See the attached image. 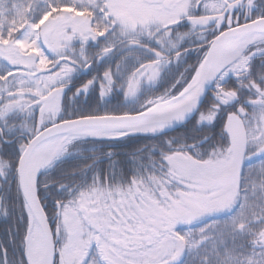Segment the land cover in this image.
Returning <instances> with one entry per match:
<instances>
[{
	"label": "rangeland",
	"instance_id": "374dc122",
	"mask_svg": "<svg viewBox=\"0 0 264 264\" xmlns=\"http://www.w3.org/2000/svg\"><path fill=\"white\" fill-rule=\"evenodd\" d=\"M52 1L0 0V16L8 17H0V43L2 44L0 47V76L2 72L5 77L6 53H8V75H10L8 91H13L15 88H28L29 92L41 97L54 88L69 84L76 77L77 68L86 63L82 51L90 46L91 40H95V35H100L113 24L116 32L111 39L107 40L106 47L111 46L120 36L132 38L138 30L152 32L176 19H186L197 8L200 10L198 12L203 15L219 14L227 4L233 2V0H198V3L194 0H134L132 3L131 0H58L63 5H67L58 9L52 5ZM167 3H170L169 8L165 7ZM39 5L46 6V18L42 16L36 26L30 22L32 19L28 21L26 17ZM225 25L226 27L231 26L227 22ZM19 27H21V33L14 40L11 38L12 32ZM4 33L7 36L4 37ZM36 38L39 39L41 48L37 47ZM19 39H26V51L17 45L16 41ZM35 49L39 53L38 63L24 62L22 55ZM52 57H54L53 63L61 59L66 60L56 73L36 76L37 69L48 67ZM21 65L28 66L31 70L27 73L22 72ZM248 71L249 64L246 71L237 74L234 80L242 78ZM223 81V79L218 80L214 86L215 96L225 85ZM108 91L109 85L105 91L106 94ZM57 103L58 100H55L41 105L40 110L43 112L40 117L42 121H38L39 126H46L57 120L58 110L53 111L52 109V104ZM38 110L37 114H39ZM44 111L47 113L45 114ZM260 111L262 113L256 115L258 123L251 131L250 155L240 186L245 192L249 189L250 193L246 192L240 203L234 202L235 207L231 206L233 208L228 212L231 213L228 220L213 222L211 218L208 221L213 211L211 205L226 207L227 204L223 202L229 198V195L212 191L205 177L221 174L230 162L229 154L226 157L224 154L218 163L214 165L210 163L209 166L200 170L183 167L173 157L166 161L164 167H161V170L169 172L171 180L175 179L178 184L187 188V193L192 195L194 211H202L207 206L210 209L204 213L207 215L204 221L207 222L192 225L187 233L180 235L186 244L187 257L194 259L198 264H264V178L263 180L257 178L264 176V158L259 152L264 147V107ZM177 196L178 194L175 196L176 200ZM121 201H124L122 195L88 196L63 209L58 235H54V248L60 251L64 264H172L179 250L174 243L175 236L167 234L166 230L173 229V226L188 217L189 213L177 208L174 209L177 211H174L167 204L163 206L164 203L160 202L162 211L159 212L161 214L153 221L145 219L140 224L143 228L147 227L146 230L153 229L154 236L147 241L140 242L137 249L128 248L133 251L124 252L127 248L123 243L133 236L128 237L126 235L128 226L121 223L119 219V222H116L113 217H116L115 212L117 211L128 218L132 214V209L126 202ZM98 203L103 212L102 217L88 213L91 215L90 223L94 224L92 231L87 225L85 226L86 212L82 214V211L83 209L89 211L90 207H93V210L97 212ZM155 205L152 208L161 207L157 203ZM253 214L257 217L254 218ZM235 227L256 233L250 234L249 237L252 239L246 241L242 233L234 232ZM41 232L43 233L42 230ZM228 233L242 240L243 250L240 252L225 250L219 256L216 250L225 248L228 237L223 238V236ZM208 247L212 248L207 249Z\"/></svg>",
	"mask_w": 264,
	"mask_h": 264
},
{
	"label": "trees",
	"instance_id": "16d2710c",
	"mask_svg": "<svg viewBox=\"0 0 264 264\" xmlns=\"http://www.w3.org/2000/svg\"><path fill=\"white\" fill-rule=\"evenodd\" d=\"M34 13L40 16L42 12L35 10ZM233 15L230 24L264 17V0H253L252 5L246 2ZM171 30L158 40L144 37L135 48L123 50L118 43L109 54L101 53L102 49L90 52L86 47L82 53L89 60L90 70L79 86H74L64 95L61 119L72 121L140 113L147 111L154 100H166L179 94L191 80L219 32L214 26L200 30L191 25ZM250 69V77L243 84H237L236 88L239 102L243 104L253 98L264 100V57L253 61ZM83 86L87 88L86 95L78 92ZM30 125H34V121L30 120ZM18 127L21 125L8 120V141L13 136L9 128ZM204 138H207L206 145L202 146L206 156L226 146L225 118L217 116L212 123L203 124L194 118L182 128L158 136L78 141L69 148L72 153L69 160L39 177L38 193L42 206L49 220L55 223L57 204L63 209L86 199L89 194L123 190L122 187H115L120 180L123 181L119 183L140 180L161 185L159 177L166 173L161 167L166 165L164 162L168 155L192 150L191 147H197ZM22 145V141L17 140L8 144V151L5 150L6 145L0 147V162L6 164V171L3 170V178L0 179V264H26L24 241L27 216L16 176ZM107 182L116 185L106 189L103 185ZM234 232L242 233L246 241L252 239L250 234L256 233L239 230L238 227ZM226 236L228 243L225 248L216 250L219 256L225 250H243L241 239L234 238L231 233L223 238ZM184 264L198 263L188 259Z\"/></svg>",
	"mask_w": 264,
	"mask_h": 264
},
{
	"label": "water",
	"instance_id": "95a60500",
	"mask_svg": "<svg viewBox=\"0 0 264 264\" xmlns=\"http://www.w3.org/2000/svg\"><path fill=\"white\" fill-rule=\"evenodd\" d=\"M244 1L245 0H239L232 3L226 8L225 12L234 9L237 5H241ZM222 17L223 15L219 16L218 18H209L207 20L210 23H213L217 19L219 25ZM251 33H264V18L257 19L254 22L241 26L239 28L227 30L214 41L210 48V52L212 51L210 69L200 92L178 109L163 113L150 112L123 116H105L64 122L52 128H49L28 145L26 151L19 160L17 175L19 179L20 190L25 204L30 208L34 216L39 221L43 229L47 245L49 246V249L40 264H54L55 251L50 237L48 221L39 202L37 191L30 184L28 175L25 171V164L28 161L30 154L34 150V148L42 141L50 137L66 134L85 127L104 130H118L128 135L149 134L140 132V130L145 129L148 126L158 124H172L175 126L174 128L179 127L180 125L188 122L195 115L202 102L204 101V98L206 97L212 84H214V82L222 73L224 54L228 42L243 34ZM62 92L63 89H58L54 91L50 97L43 99L41 102H47L48 100L56 98ZM226 134L231 141V149L233 153V168L222 178L208 179L212 187H220L224 190L231 188L233 185L239 182V178L243 169L244 157L246 154V130L241 121V118L238 115L234 114L228 117L226 124ZM187 162H190L193 165L197 163L194 160H187Z\"/></svg>",
	"mask_w": 264,
	"mask_h": 264
},
{
	"label": "bare ground",
	"instance_id": "6f19581e",
	"mask_svg": "<svg viewBox=\"0 0 264 264\" xmlns=\"http://www.w3.org/2000/svg\"><path fill=\"white\" fill-rule=\"evenodd\" d=\"M260 45H264V33L243 34L228 42L224 54V67L228 71L223 76L225 83L235 78L237 74L245 72L250 61L264 55V52H255L249 56L246 55L251 47ZM20 46L23 47L24 50L26 49L25 39L20 41ZM209 65L210 62L209 59H207L195 73L190 83L177 97L168 101L160 100L156 102L151 113L174 111L191 99L194 94L197 93L207 75ZM171 127V124H158L141 129L140 132L160 133L168 131ZM120 135H122V131L86 127L41 142L32 151L25 166L28 171L30 182L35 185L39 175L58 163L64 156L66 149L75 141L79 139L110 140L120 137ZM28 215L31 225L26 239L25 258L28 264H39L46 249V244L42 236L41 228L38 223L34 221L29 210Z\"/></svg>",
	"mask_w": 264,
	"mask_h": 264
},
{
	"label": "flooded vegetation",
	"instance_id": "af4514ba",
	"mask_svg": "<svg viewBox=\"0 0 264 264\" xmlns=\"http://www.w3.org/2000/svg\"><path fill=\"white\" fill-rule=\"evenodd\" d=\"M197 12L198 11H196L195 14ZM203 16L200 17V18H203ZM178 22H182L181 24H186V23L193 24L189 20V18H187V20H185V21H184V19H181V20L176 19L175 21H172L170 23V25H168V26H170L169 29L173 28V25L176 24V23H178ZM248 23H250V22L249 21H246L245 23H242V24H239L238 23V24L232 25V27L233 28L234 27H239V26H242V25H245V24H248ZM232 27H230V28H232ZM163 32H167V31L165 30ZM108 37L105 38L104 41H106L108 39ZM94 38H95V40H91V44H92L93 47H97L98 44H99L98 41H100L99 39H101V38H99L98 35L95 36ZM29 58L32 59V60H34V61H36V62H37V59H38L33 54L29 55ZM53 60H54V58L49 60V63L48 64L51 65V66H48L47 68H50L52 66H55L58 63V62H56V63L53 64ZM23 70L24 71H27V70H30V68L27 67V66H23ZM2 75L3 74H1V76ZM83 75H84V73H83ZM83 75L79 73L78 76L80 77V76H83ZM217 82L218 81H216V83L214 84V86L217 84ZM214 86L211 89V91L209 92V95H211V94L214 95L213 92H216V91H214ZM236 86L237 85L235 83H231V84L222 86V88H220V92H218V94L216 95V96L219 95L221 99H219L218 97H216L214 95L216 97V103L215 104H210L209 106H207L206 105L207 100H205L206 102H204L203 106L201 107V109L198 112V114L201 113L200 117L198 118V121L200 122V120H203L204 122L208 123L210 121L209 119L211 118L210 117V113H212V111H213L215 113V115L218 116L220 119L225 118V122H226L227 116L230 113L237 112V109L241 107L246 112V114H245V116L243 118V122H244L246 128L248 130H250V125H249V120L251 119L250 115H251V113H252L253 110H255L256 112L259 111L261 103H259L257 100H250L246 104H242L241 103L242 105L237 106L238 103H235V101H230L226 97L227 96L226 95L227 93H232V92L236 93ZM31 95L32 96H36L34 93L31 94ZM15 99H16V101L14 102V105L16 107H24L26 105L30 106V104L32 105L36 101V100L33 101V102L29 101V99L26 97V93L18 94L15 97ZM234 109H235V111H233ZM30 112L32 114H37V110L36 109L30 108V110H26V115H29ZM216 118L214 120H216ZM2 124H3V128L1 126ZM215 142H216V140H215ZM5 143L8 144V53H7V70L5 71V87L4 88L2 87V81L0 80V146L2 144H5ZM6 147L5 148L8 151V146L6 145ZM184 156H185V158H188V157H194L195 155L193 153L188 152ZM201 157L202 156H200L199 158H201ZM194 158H196V157H194ZM199 158H196V159L200 160ZM178 163L181 166H183V167H187L189 169L196 170V168H193V167L189 166L188 164H185L183 161H178ZM202 166H206V162H202ZM231 167H232V164H231V160H230L229 164L225 167V169L222 171V173L227 172ZM245 168H246V165H245ZM106 184H107V186L111 185L109 182H107ZM138 184H140L139 181H137L135 184H131L130 186H127V187L132 188V189H135V187H137ZM141 193L143 195L140 196V197L138 196V193H137V198L138 197L139 198L136 201H135V199L132 200V197H129L127 195L124 196V200L127 201L128 204H131L133 206V208L136 210L137 213H139V209L140 208H142L143 210L148 209L149 211H152V208H151V204L153 203V200L152 199H154L156 197L155 194H154V192H153V195L150 193L149 190H143ZM170 194H171L170 199H171V203H172L173 207L174 208H177V209H180L182 211L185 210L186 213H189L188 217H186L185 219L180 220L179 222H177L173 226V229L168 228L166 230V233L167 234H172V235L175 236V239H176V242H177V246H178V250H182V252L184 253V251H185V245L182 242L183 239L181 238L180 235H184V233H187L188 230H189V228L192 225H195L196 226V224L205 223L204 222V214H200V213L197 214V211H194L193 210L194 204L191 201V197H192L191 194L190 195H187V198L188 199H187V202L185 204L181 203L180 201H178V199L176 200V198H175V196L177 194H179V198H180V196H182L181 195L182 194V191L181 190L171 191ZM183 198H186V192H185V194L183 193ZM164 199H166L165 198V195H164ZM164 199H163V201H166ZM196 217H201V220L195 222L194 219ZM174 222H175V219H174ZM136 224H137V221L134 220L133 221V225L135 226ZM154 234H155V231L154 230H147L146 231V235L144 236V240L143 241L149 240L150 238H152L154 236ZM127 236L128 237H132L133 234L131 232H129V234ZM127 241H130V242L133 243L134 242V239H131L130 238Z\"/></svg>",
	"mask_w": 264,
	"mask_h": 264
}]
</instances>
